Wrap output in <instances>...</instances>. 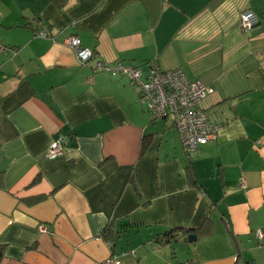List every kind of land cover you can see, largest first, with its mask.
<instances>
[{
	"label": "crops",
	"instance_id": "crops-1",
	"mask_svg": "<svg viewBox=\"0 0 264 264\" xmlns=\"http://www.w3.org/2000/svg\"><path fill=\"white\" fill-rule=\"evenodd\" d=\"M0 46V264H264V0H0ZM152 62L213 89L190 157L113 71Z\"/></svg>",
	"mask_w": 264,
	"mask_h": 264
},
{
	"label": "built area",
	"instance_id": "built-area-1",
	"mask_svg": "<svg viewBox=\"0 0 264 264\" xmlns=\"http://www.w3.org/2000/svg\"><path fill=\"white\" fill-rule=\"evenodd\" d=\"M258 24L257 17L250 11H244L239 16L242 32L252 31ZM44 37L43 31L37 33ZM67 45L71 47L81 65L96 55L92 50L83 48L78 38H70ZM4 49L0 46V53ZM97 71L108 70L106 66L96 65ZM121 73L138 89L139 100L152 120H162L169 115L174 121L175 128L185 153L192 156L198 148L217 138L219 127L211 124L201 108L202 100L213 91L199 81H189L182 70L164 71L156 63L149 66L147 73L139 68L117 64L113 70ZM63 138L52 142L47 154L48 159H54L61 154ZM244 188V182H241ZM49 227L40 226V233H48ZM252 237L257 242L264 241V230H255ZM109 259L105 264H116Z\"/></svg>",
	"mask_w": 264,
	"mask_h": 264
},
{
	"label": "trees",
	"instance_id": "trees-1",
	"mask_svg": "<svg viewBox=\"0 0 264 264\" xmlns=\"http://www.w3.org/2000/svg\"><path fill=\"white\" fill-rule=\"evenodd\" d=\"M244 11H247V10H243V11H241L240 12V14L242 13V12H244ZM248 11H250V10H248ZM250 12H252V11H250ZM253 13V12H252ZM240 14H239V16H240ZM254 14V13H253ZM255 15V14H254ZM256 16V15H255ZM257 17V16H256ZM258 25V24H257ZM154 62H152V63H149L148 64V68H149V66H151L152 64H153ZM136 68H138V67H136ZM160 68V67H159ZM140 69V68H139ZM176 69H180V68H176ZM141 70V69H140ZM172 70H174V69H172ZM181 70V69H180ZM147 71H148V69H147ZM168 71V70H167ZM183 72V71H182ZM147 73V72H146ZM145 74V73H144ZM183 74H184V72H183ZM185 75V74H184ZM186 77V76H185ZM187 78V77H186ZM188 79V78H187ZM189 81H198V80H190V79H188ZM200 82V81H199ZM208 88V87H207ZM209 89H211V88H209ZM212 91H213V89H212ZM208 96V95H207ZM206 96V97H207ZM205 97V98H206ZM204 98V99H205ZM203 99V100H204ZM202 100V101H203ZM202 108V107H201ZM202 110H203V112H205L204 111V109L202 108ZM205 114H206V112H205ZM206 116H207V118H208V115L206 114ZM208 121H209V119H208ZM210 122V121H209ZM173 126H174V128H175V125L173 124ZM178 136H179V134H178ZM180 139V138H179ZM199 149V148H198ZM197 152V151H196ZM195 152V153H196ZM194 153V154H195ZM187 155V154H186ZM188 157H190L189 155H187ZM188 168H189V166H188ZM109 227L108 228H106V230H105V232L103 233L104 234V236H107L108 237V235H109ZM181 233H186V231L184 230V231H181ZM202 233H204L203 231L202 232H200V234H202ZM106 237V238H107ZM176 238H177V231L176 230H170V231H168V232H166L165 234H164V236L163 237H159V238H156V239H154V241L156 242V243H162V244H171L172 242H176L177 240H176ZM2 255H3V251H2V247L0 246V261H1V259H2Z\"/></svg>",
	"mask_w": 264,
	"mask_h": 264
},
{
	"label": "water",
	"instance_id": "water-1",
	"mask_svg": "<svg viewBox=\"0 0 264 264\" xmlns=\"http://www.w3.org/2000/svg\"><path fill=\"white\" fill-rule=\"evenodd\" d=\"M187 239H188L189 242H191V241H193L195 239V237L191 235V236H188Z\"/></svg>",
	"mask_w": 264,
	"mask_h": 264
},
{
	"label": "rangeland",
	"instance_id": "rangeland-1",
	"mask_svg": "<svg viewBox=\"0 0 264 264\" xmlns=\"http://www.w3.org/2000/svg\"><path fill=\"white\" fill-rule=\"evenodd\" d=\"M169 118H171V116L169 115ZM188 238V237H187Z\"/></svg>",
	"mask_w": 264,
	"mask_h": 264
}]
</instances>
